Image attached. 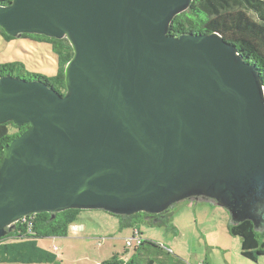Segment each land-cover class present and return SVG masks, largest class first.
<instances>
[{
	"label": "water",
	"instance_id": "obj_1",
	"mask_svg": "<svg viewBox=\"0 0 264 264\" xmlns=\"http://www.w3.org/2000/svg\"><path fill=\"white\" fill-rule=\"evenodd\" d=\"M194 0H12L0 29L68 39L66 92L0 78V239L32 214L160 215L213 201L264 227V85L217 33L171 35Z\"/></svg>",
	"mask_w": 264,
	"mask_h": 264
},
{
	"label": "trees",
	"instance_id": "obj_2",
	"mask_svg": "<svg viewBox=\"0 0 264 264\" xmlns=\"http://www.w3.org/2000/svg\"><path fill=\"white\" fill-rule=\"evenodd\" d=\"M12 0H0V6L8 5ZM7 41L16 38L7 36ZM217 33L228 43L234 45L244 59L253 65L264 85V0H194L188 11L177 16L171 26V35L181 34L209 35ZM19 39L33 44L48 46L49 55L58 66L54 77L32 74L21 62L0 64V78L10 76L27 82L40 81L59 94L66 92L65 69L73 58L74 51L68 39H54L43 35L24 34ZM29 125L16 127L13 123L0 125V169L5 158V148L28 129ZM80 210H68L58 213L54 219L49 213L32 214L16 223L8 235L0 239V264H56L57 256L39 245L47 238H65L70 228L79 220ZM126 227H133L142 220L151 225L171 228L170 209L163 214L151 216L140 213L132 217H123ZM134 230H139L134 228ZM259 230H262L260 233ZM232 236L241 239V256L248 261L258 263L264 258V227L256 229L252 221H243L229 227ZM142 235V233H141ZM135 256L125 262L118 255L100 264H156V258L164 261L165 251L161 245L144 239ZM168 264H182L181 261H169Z\"/></svg>",
	"mask_w": 264,
	"mask_h": 264
},
{
	"label": "rangeland",
	"instance_id": "obj_3",
	"mask_svg": "<svg viewBox=\"0 0 264 264\" xmlns=\"http://www.w3.org/2000/svg\"><path fill=\"white\" fill-rule=\"evenodd\" d=\"M48 49L44 44H33L19 38L7 41L0 32V64L21 62L32 74L54 77L58 74V66ZM170 212L171 228L154 226L147 220L134 226L144 239L172 252L171 255H164V261L156 258V264H168L169 261L227 264L221 248L228 249L227 254L236 263L240 260L244 261L240 264H264V258L253 263L241 256V239L232 236L229 231L231 215L215 202L201 198L185 200L172 206ZM125 223L123 217L102 210L82 211L67 237L42 239L39 245L57 256L56 264H92L94 260H109L117 253L127 262V257L132 259L136 252L126 245L127 240L133 238L134 228L126 227ZM139 261L145 264L141 256Z\"/></svg>",
	"mask_w": 264,
	"mask_h": 264
},
{
	"label": "built area",
	"instance_id": "obj_4",
	"mask_svg": "<svg viewBox=\"0 0 264 264\" xmlns=\"http://www.w3.org/2000/svg\"><path fill=\"white\" fill-rule=\"evenodd\" d=\"M143 243V237L139 230H135L132 239H128L126 245L128 248H139Z\"/></svg>",
	"mask_w": 264,
	"mask_h": 264
},
{
	"label": "crops",
	"instance_id": "obj_5",
	"mask_svg": "<svg viewBox=\"0 0 264 264\" xmlns=\"http://www.w3.org/2000/svg\"><path fill=\"white\" fill-rule=\"evenodd\" d=\"M233 224V223H232ZM231 224V225H232ZM230 225V226H231ZM75 229H77V227H75ZM135 231V230H134ZM134 231H133V234H134ZM82 232V231H81ZM221 250V252H222V254H223V258L225 259V261H226V263L227 264H240V263H244V261H240V260H238L237 261V263L235 262V261H233L232 260V258H231V256H229L228 254H227V252H228V249H226V248H221L220 249ZM117 255H120V253H117ZM112 257H114V256H112ZM111 257V258H112ZM110 258V259H111ZM125 260V259H124ZM127 260H130V258L129 257H127ZM105 261H107V260H105ZM214 261V260H213ZM104 262V261H103ZM126 262V261H125ZM100 263H102V262H99L98 260H94V261H92V264H100ZM213 264H215V262L213 263Z\"/></svg>",
	"mask_w": 264,
	"mask_h": 264
}]
</instances>
